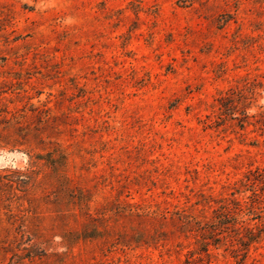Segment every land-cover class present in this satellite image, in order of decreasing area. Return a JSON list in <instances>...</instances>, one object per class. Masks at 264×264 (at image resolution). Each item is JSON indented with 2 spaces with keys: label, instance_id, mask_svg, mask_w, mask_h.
Wrapping results in <instances>:
<instances>
[{
  "label": "rangeland",
  "instance_id": "obj_1",
  "mask_svg": "<svg viewBox=\"0 0 264 264\" xmlns=\"http://www.w3.org/2000/svg\"><path fill=\"white\" fill-rule=\"evenodd\" d=\"M262 122L264 0H0V171L63 154L99 227L72 234L92 225L35 159L0 264H264V235L240 263L169 224L233 200L264 223Z\"/></svg>",
  "mask_w": 264,
  "mask_h": 264
},
{
  "label": "trees",
  "instance_id": "obj_2",
  "mask_svg": "<svg viewBox=\"0 0 264 264\" xmlns=\"http://www.w3.org/2000/svg\"><path fill=\"white\" fill-rule=\"evenodd\" d=\"M247 116H243L239 120L238 127L243 129L244 124L246 123ZM259 122V121H258ZM264 125V122H262ZM43 157H35L33 160H44L46 166L50 168V174L54 177V182L58 191L62 195V199L66 202L72 204L78 211L81 216H86L89 225H92L90 233H87L85 228L78 230L74 235H81V239L88 238L82 235H98V225L95 219L85 213V206L88 202L83 190L74 188L69 185V179L62 175L63 163L65 156L62 154L60 157L57 156V159L60 160V164L51 160L53 157V152H48L43 155ZM50 158V159H48ZM31 161L30 169L19 171H5L4 169L0 171V223L2 221L10 222L9 225L14 222L17 218V213L21 210L19 208L21 205L19 201L23 200L24 194L27 192V187L32 183V175H34V170L36 168L35 162ZM264 183V180H261ZM20 193L21 195H18ZM253 196H257L255 191L252 192ZM233 207L228 208L227 204H221L217 209L213 211V215L210 221L202 223V221L196 220L194 217L185 214L183 211L173 213L169 218V224H176V232L181 235H193L197 249L193 251H199L204 253L206 256L208 254V246L214 245L220 241L219 235H234L236 238L235 241L239 244L238 249H233L232 253L234 257L240 256V263H242L247 254V249L249 245L253 242H256L260 235H264V223L258 225H251L245 220L239 219L241 214L250 216L247 221L254 219L260 220L259 215L253 212V205L243 206L240 202L233 200ZM29 203V207L25 208V211L22 212H32L33 208ZM17 212V213H16ZM161 216V215H160ZM4 217V218H2ZM162 221L165 220L164 217H161ZM2 232H7L8 227L1 228Z\"/></svg>",
  "mask_w": 264,
  "mask_h": 264
}]
</instances>
